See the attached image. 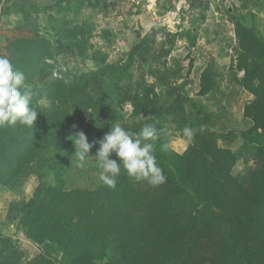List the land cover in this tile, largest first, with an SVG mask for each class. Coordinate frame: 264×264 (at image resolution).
<instances>
[{
	"label": "trees",
	"instance_id": "trees-1",
	"mask_svg": "<svg viewBox=\"0 0 264 264\" xmlns=\"http://www.w3.org/2000/svg\"><path fill=\"white\" fill-rule=\"evenodd\" d=\"M99 1L87 0L91 6ZM200 1L191 3L195 6ZM69 2L55 0L58 7L64 3L69 6ZM75 4L79 9L84 0H76ZM38 7L32 5V11L38 12ZM172 7V3H166L164 10ZM249 17L253 15L248 12L247 17L237 15L234 19L243 53L239 68L244 69L245 81L251 82L255 77L264 81V32ZM146 43L147 38H143L137 46L133 45L123 63L107 64L93 73L94 84L100 90L98 99L88 92V80L64 76L66 82L51 81L53 66L45 61L47 54L38 57L31 55L30 50L25 58L21 56L26 59L24 62L14 64L18 70L29 63L31 72H22L26 77L24 88L30 91L37 119L31 127L19 122L0 127V150L5 151L0 154V184L14 187L28 176L49 175L36 189L17 229L29 240L44 244L46 254L49 250L55 253L59 264L177 263L184 250L198 245L191 244L194 240L213 233L227 242L236 264H264V200L241 186L229 172L233 157L206 147L204 136L198 137L203 148L190 146L180 155L170 154L163 139L156 138L155 155L166 177L160 185L135 182L123 170L114 189L99 180L96 142L109 131L108 125H102L98 119L100 111L108 113L130 101L137 113L146 102L152 104L150 94L158 98L157 87L180 77L181 66L154 70L149 61L155 82L143 81L132 86L129 79L134 60L147 62ZM192 68L193 60L188 71ZM214 86L212 73L205 69L198 94L206 96L213 92ZM181 88L172 84L169 91L161 88L166 91L160 94L164 97L162 102L168 103L176 95L177 104L180 103L183 90L181 94L177 89ZM255 96L245 105L244 115L254 122L253 131H264V92L256 90ZM46 99L50 101L48 107H40L39 103ZM152 116L142 126L148 123L155 127L156 118ZM80 131L94 145L83 167L75 156L71 139ZM157 133H163V129ZM111 158L119 163L114 154ZM76 176L87 178L89 183L84 187L70 186ZM222 199L238 212L231 209L223 215ZM46 254L37 264H52ZM176 254L171 262L170 258Z\"/></svg>",
	"mask_w": 264,
	"mask_h": 264
},
{
	"label": "rangeland",
	"instance_id": "rangeland-1",
	"mask_svg": "<svg viewBox=\"0 0 264 264\" xmlns=\"http://www.w3.org/2000/svg\"><path fill=\"white\" fill-rule=\"evenodd\" d=\"M75 1L58 7L55 0H0V55L14 65L19 60L24 62L30 50L38 57L47 54L45 61L53 66L51 81L66 82L64 76L88 80V92L98 99L100 90L93 73L107 64L123 63L132 46L147 38V62L134 60L130 83L155 82L149 61L154 70L181 66L180 77L172 81L170 73L169 82L182 87L177 89L178 93L183 90L182 101L177 104L179 98L173 95L168 103L162 102L160 94L166 91L161 88L169 91L168 83L157 87L158 98L150 94L154 102H146L137 113L130 101L114 111H100L102 125L107 124L110 130L118 121L135 132L153 115L155 128L163 129L157 137L163 139L170 154L177 155L190 146L203 148L199 138L204 136L206 147L233 157L229 172L241 186L264 200V131H253L254 122L244 115L245 105L256 97V90L264 92V81L257 77L245 81L244 69L239 68L243 53L234 25L237 15L247 17L249 12L253 15L249 21L264 32V0H201L195 6L192 0H100L95 6L84 0L79 9ZM166 3L173 7L165 11ZM34 4L39 6L38 12L32 11ZM191 60L193 68L188 71ZM28 66L25 63L18 70L31 72ZM205 69L212 73L215 86L212 93L200 96V76ZM49 102L43 100L39 106L48 107ZM186 126L196 130L191 140L183 134ZM2 153L5 151L0 150ZM48 179L44 173L42 177L28 176L14 187L0 184V263L37 264L45 256L44 244L29 240L17 224L36 189ZM88 183L87 178L76 176L70 186L84 187ZM220 205L223 215L231 209L238 212L224 199ZM191 244L198 245L184 250L177 263L170 264H236L227 242L214 233ZM47 252V259L59 264L57 255Z\"/></svg>",
	"mask_w": 264,
	"mask_h": 264
},
{
	"label": "clouds",
	"instance_id": "clouds-1",
	"mask_svg": "<svg viewBox=\"0 0 264 264\" xmlns=\"http://www.w3.org/2000/svg\"><path fill=\"white\" fill-rule=\"evenodd\" d=\"M25 79L24 73L16 70L7 56L0 55V127L17 122L31 127L37 119V111L30 103V91L24 88ZM182 131L189 140L196 132L187 126ZM71 137L76 148L75 156L83 167L94 145L88 142L83 131ZM156 138L157 129L151 124L145 123L134 132L118 121L112 123L110 130L96 142L99 147L95 161L101 170L99 180L102 184L114 189L122 170L136 181H147L151 185L164 183L166 177L155 155ZM113 154L119 163L111 158Z\"/></svg>",
	"mask_w": 264,
	"mask_h": 264
}]
</instances>
